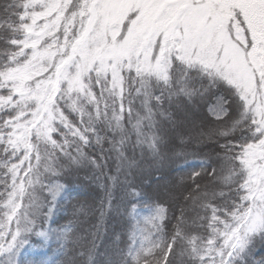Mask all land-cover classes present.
Here are the masks:
<instances>
[{"label":"snow or ice","instance_id":"obj_1","mask_svg":"<svg viewBox=\"0 0 264 264\" xmlns=\"http://www.w3.org/2000/svg\"><path fill=\"white\" fill-rule=\"evenodd\" d=\"M177 139L208 149L179 203L125 207L101 253L128 177ZM85 167L111 181L98 223L74 204L51 227ZM33 237L58 264H264V0H0V264H35Z\"/></svg>","mask_w":264,"mask_h":264},{"label":"trees","instance_id":"obj_2","mask_svg":"<svg viewBox=\"0 0 264 264\" xmlns=\"http://www.w3.org/2000/svg\"><path fill=\"white\" fill-rule=\"evenodd\" d=\"M107 147V146H106ZM174 149V151H173ZM131 154V152H129ZM208 154L207 148L197 149L194 146L187 148L180 147V141L177 139L174 145L163 149V156L156 163L151 162V158L145 155V163L141 170H137L128 179L135 186L138 197L128 196L124 198V204L121 205V213L123 216L112 212L106 215L104 226L107 232H101V244L99 251L104 252L113 239V233H119L127 227L126 221L129 219L128 213H125V207L128 212L131 211V204L137 205V215L142 218L147 214L145 205L154 202H164L173 207L179 203V199L173 200L172 197H180V188L178 187L182 178L193 171H200L201 161L206 159ZM136 156L139 159L141 150L136 149ZM110 168H105V172L109 175H115V164L109 161ZM94 170L88 167L82 168L77 172L66 175L60 182L66 188L64 198L60 202L49 221V225L53 228L64 225L71 217L72 205L84 204L92 207L94 215L87 217L83 222L85 230L90 229L99 221L101 210V201L105 200V188L102 185H110L111 181L107 177H101L99 181L92 177ZM120 181H124V176L119 177ZM188 182V181H186ZM190 183V182H188ZM124 196L120 187L114 191V198L119 201ZM171 214V212H170ZM178 214V212H177ZM48 225H45L47 227ZM39 238H32L31 244L22 250L21 259H29L35 264H58L66 259L64 252L56 241L50 242L46 247H40ZM71 253H69L70 257ZM264 256V245L258 244L256 248L257 259Z\"/></svg>","mask_w":264,"mask_h":264}]
</instances>
